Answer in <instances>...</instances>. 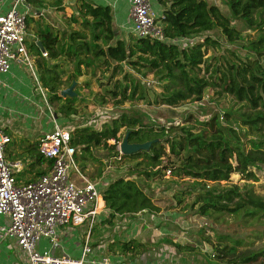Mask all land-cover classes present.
<instances>
[{
  "label": "trees",
  "instance_id": "1",
  "mask_svg": "<svg viewBox=\"0 0 264 264\" xmlns=\"http://www.w3.org/2000/svg\"><path fill=\"white\" fill-rule=\"evenodd\" d=\"M150 1L168 38L179 39L215 31L226 43L238 44L246 51L242 54L237 48H228L225 52L204 57L210 48L221 49L219 40L209 34L183 45L173 41L137 37L133 43L127 44L113 28L112 7L107 2L74 0L70 2L72 13L68 20L77 23L80 28L71 29L63 41L47 27L37 29L34 33L36 39L28 46V51L38 55V78L48 91V100L53 102L63 98L64 104L60 106V111L65 114L74 112L69 105L74 97L59 95L63 88L57 62L49 64L46 58L64 56L74 62L75 73L67 79L68 84L75 79V75L81 74V66L87 69L103 65L110 69L111 77L119 70L122 72L123 82L116 80L117 84L109 90L113 96L120 97L117 102L145 97L143 90L138 93L143 84L124 71L123 64L130 67L147 66L155 71L159 80H165L160 92L155 94L154 102L174 106L188 98L198 100L203 90L210 88L216 94L232 96L248 108L240 119L242 125L255 130L261 129L264 125V61L261 63L258 60L264 57V0H224L230 16L242 20L248 28L254 29V36L242 35L241 30L230 22V18L221 12L219 6L209 0ZM30 18H27L26 25ZM38 40L46 51V57L40 55L36 44ZM249 51H253L255 56L250 57ZM142 114L122 112L99 128L75 127L70 138V144L75 147V159L78 151L100 144L106 146V141L111 138L118 141V131L124 128L130 142L153 140L148 149L122 154L124 157L142 158L143 163L154 167L160 164L161 158L166 154L164 146L167 145L168 154L174 157L169 165L173 169V175L191 178V185L196 187L191 206L196 205L198 215L210 217L230 213L258 217L264 213V199L255 194L251 187H240L234 183L216 189L207 186V182L219 185L220 181H227L233 172L240 174L245 180H258L257 169L264 170V141L248 140L246 147L240 135L231 126L220 124L216 115L196 120L200 127L196 126L195 121L154 127L144 122L145 116ZM224 116L227 117L226 114ZM56 118L63 121L62 116ZM108 146L115 148V144ZM27 154L25 168L31 169L42 163L47 166L51 164L50 160L38 153L37 144H29ZM116 154L117 150L114 155ZM45 172L46 169L39 170L35 172V177L27 181L34 180ZM143 173L146 179L151 175L148 171ZM157 173L163 174L162 168L158 172H152L153 175ZM146 179L119 175L96 182V188L102 197L99 198L98 209L103 205L102 200L104 202L103 222L111 224L116 216L127 215L133 218L139 212L149 214L148 211H157L158 207L144 189L148 184ZM91 228L92 226L89 231ZM117 244L120 254L140 256L150 251L135 239L119 240ZM236 244H239L238 240H234L232 245L216 249L221 255L234 250ZM154 255L158 257L157 252ZM260 258L264 259V248L232 256L228 263L264 264L259 261Z\"/></svg>",
  "mask_w": 264,
  "mask_h": 264
},
{
  "label": "rangeland",
  "instance_id": "2",
  "mask_svg": "<svg viewBox=\"0 0 264 264\" xmlns=\"http://www.w3.org/2000/svg\"><path fill=\"white\" fill-rule=\"evenodd\" d=\"M27 1L32 7L38 8L42 12V14L28 19L25 41L27 49L36 39L34 33L37 29L47 27L53 33L56 32L60 40L63 41L71 29L80 28L77 23H71L68 20V17L72 13L70 2L74 0ZM209 1L219 6L221 12L230 18V22L241 30L242 35L249 34L254 36V29L248 28L242 20L230 16L224 0ZM120 5L112 9L113 15L120 8ZM117 24L118 22L115 23V18H113L112 25L119 37L127 44L133 43L135 37L128 31V24L125 25L124 21L121 25ZM208 34L219 40L221 49L210 48L204 57L225 52L228 48H237L242 54L246 51L238 44L230 45L226 43L221 35L215 31L202 32L199 35L192 36L191 40L201 39L202 35ZM179 45L183 44L179 43ZM28 52L33 68L38 75L39 71L36 69V58L38 55L32 54L30 51ZM248 54L250 57L255 56L253 51H249ZM259 59L261 63L264 61V57H260ZM46 60L49 64L57 62L62 88L68 87L71 83L68 84L67 79L71 74L75 73L74 62L64 56H58L55 59L46 58ZM122 69L131 74L133 79H137L143 84L142 88H139L138 91V93L141 90L144 91L145 97L143 99L117 102L120 100V97L113 96L109 90L114 84H117L118 81L116 80L123 82L122 72L117 70L114 73L115 75L111 77L109 76L110 69L103 65L87 69L81 66V74L75 75V79L73 80L75 82L72 87L74 95L71 97H74V99L72 102H69L74 112L69 114L61 112L60 106L64 104L63 98L50 102L48 100V91H45L46 102L50 111L56 116H62L63 118V121H60L58 118H56V121L71 130L80 126L99 128L101 124L106 121L109 122L111 118L122 112L128 114L140 112L145 116L144 122L146 124L158 127L170 124L182 125L186 121L192 123L195 121L196 123V120L201 121L211 115H216L220 124L231 126L240 135L246 147H248L246 143L248 140L264 141V125L259 130L242 125L240 119L247 113L248 108L234 100L232 96L225 93L216 94L212 89L205 88L201 98L198 100L188 98L179 101L174 106L158 104L154 102V96L160 92L161 84L165 81L164 79L159 80L155 71L150 70L147 66L130 67L123 64ZM26 70L25 77L30 83L34 106L36 102L40 104H37L35 109L36 112L39 110L36 122L40 125L41 130L49 131L53 128V123L46 109L47 105H45L46 103H44L30 71ZM34 106L32 107L33 110ZM40 107L41 109H39ZM95 111H101L103 115L96 121H94L93 116ZM220 115H222V118H220ZM196 126L200 127L198 123H196ZM124 131V128L119 129L117 143L114 139H108L106 146L100 144L90 146L88 150L78 151L76 157L77 165L82 174L97 183L101 182L105 177L114 178L119 175L133 176L136 179L143 180L146 179V176L142 172H151V175L146 179V183H148L147 188L144 189L151 196L152 201L154 203L157 202L158 210L148 211L149 214H144L147 216V221L143 223L138 219L141 224L135 226L131 224L130 220L128 221L129 217H126L120 223L113 222L111 227L105 228V231L103 230L99 234V236L105 234L104 237L100 236V241H98L99 252L109 255L120 254L121 251L117 242L119 240L135 239L143 240L142 243L150 250L148 253L157 252V259L161 264H229L228 259L232 256L264 248V213H261L258 217L230 213L214 214L210 217L198 215L195 211L196 205L191 206L196 193V187L191 185V178L174 176L173 169L168 177L158 173L152 174L153 171L158 172L159 169L163 168V165H171L170 161L174 159L173 156L168 154L166 144L164 146L166 154L161 158L160 164L157 167L147 166L143 163L142 158H128L122 155H114L117 144L121 142L126 133ZM27 140H31V143L36 145L38 143V136L29 134V138L24 137L20 138L17 142L12 141L8 147L15 153V156H27L25 151H20L18 154L17 149L20 143L27 142ZM113 144H115V148L111 149L108 145ZM48 167L46 163H42L40 166H34L31 169L27 167L22 172H15L14 176L18 183H22L35 177V172L42 169L47 170ZM159 172L161 173V170ZM68 173L70 179L76 181L74 171L70 169ZM156 176L158 177L156 178ZM257 176L258 180L256 181L245 180L240 174L233 172L227 181L222 180L219 182V185L215 182H207V186L213 189L230 183L237 184L240 187L248 186L252 188L255 194L264 199V170L257 169ZM159 216L162 217V221L159 219ZM234 240L239 241V244L235 245V249L219 255L220 253L216 248H220L223 245H232L234 244ZM4 244L6 243L0 241L1 248L5 246ZM211 253H214V255L211 256ZM137 256L123 254L121 258L125 262H134V258ZM259 261L264 262V259L260 258Z\"/></svg>",
  "mask_w": 264,
  "mask_h": 264
},
{
  "label": "built area",
  "instance_id": "3",
  "mask_svg": "<svg viewBox=\"0 0 264 264\" xmlns=\"http://www.w3.org/2000/svg\"><path fill=\"white\" fill-rule=\"evenodd\" d=\"M126 2L129 20L127 28L134 37L182 44L191 41L192 37L168 38L150 0ZM38 14L42 12L32 7L27 0H0V77L10 70L13 63L26 67L47 105L53 123V128L40 137L37 143L38 153L50 160L51 164L45 173L22 183L16 182L14 176L22 168V160L8 161L5 147L11 138L0 128V216L6 219L0 223V241H14L25 256V264H133L131 261H123L121 256H111L104 252H99L97 257L89 256L92 247L87 242L83 243L78 259L53 255L46 249L38 248L42 239L55 243L58 230L62 227L77 226L87 221L90 228L96 214L97 197L100 195L96 182L79 169L74 156L75 147L70 144L72 130L56 121V115L50 111L46 102V89L41 85L31 63L25 45L26 21L28 17ZM39 52L42 57L47 56L45 50ZM93 116L96 121L103 115L101 111H95ZM119 144L116 146L118 156L122 155ZM70 169L74 171L76 181L70 179ZM171 170L170 166L162 168L163 176L168 177Z\"/></svg>",
  "mask_w": 264,
  "mask_h": 264
},
{
  "label": "crops",
  "instance_id": "4",
  "mask_svg": "<svg viewBox=\"0 0 264 264\" xmlns=\"http://www.w3.org/2000/svg\"><path fill=\"white\" fill-rule=\"evenodd\" d=\"M90 1L94 3L102 1L107 2L112 7V9L121 4L120 8L115 11V15H113V18H115V23L118 22L119 25H121L123 21L125 22V25L129 24L127 16L128 4L127 2H125V0ZM118 10L119 12L117 13ZM26 71V67L13 63L11 64L10 70L7 73L2 74L0 77V128L10 136L11 142H17L20 138L24 137L29 138V134L38 136L39 139L46 132H48L41 130L40 125L36 122V118L39 115V110H37L38 112H36L35 109L36 105L39 103L36 102V105L34 106L30 83L25 77ZM33 106L34 110L32 109ZM39 109H41V107ZM29 144H31V140L20 143L17 146L18 154L20 151H25L26 154ZM8 145L9 143L5 147L6 158L8 159V161L21 159L22 168L19 171L22 172V170H24L25 166L27 165V156H15V153L10 150ZM99 196L102 199L101 195ZM152 202L154 203V201ZM102 203L103 205L98 210H95V221L93 222L92 228L90 229L91 231H89L87 222L77 226H65L58 230L55 243H50L48 240L42 239L38 243V248L40 250H45L46 248H48L46 250H48L53 255H62L67 256L71 259H78L81 255V248L83 246V243L87 242V244L92 247L89 256L95 255L97 257L99 254V246H97L99 243L98 241H100L99 239L101 237L105 236V234H102V236L100 235V237L99 234L101 231H105V228L111 227L112 224L103 222V219H105L103 200ZM156 203L154 204L158 206V204ZM126 217H129L128 221L130 220L131 224H133L134 226L141 224L139 220H141L143 223L147 221V216L144 215L143 212H139L133 215L134 218H130V216L127 215L116 216L113 219V222L120 223ZM159 219L161 220L162 217L159 216ZM5 221L6 219L3 216H0V223H4ZM137 241L142 242L143 240ZM5 243L6 244H4L5 246L3 248L0 247V264H25V256L23 255L22 251L15 245L14 241L10 240L6 241ZM126 255L131 254L127 253ZM111 256L118 257L123 256V254H116ZM133 264L161 263L155 257L154 253H148L135 257Z\"/></svg>",
  "mask_w": 264,
  "mask_h": 264
},
{
  "label": "water",
  "instance_id": "5",
  "mask_svg": "<svg viewBox=\"0 0 264 264\" xmlns=\"http://www.w3.org/2000/svg\"><path fill=\"white\" fill-rule=\"evenodd\" d=\"M36 44H37V46H39L40 51L44 50L43 46L41 45L39 40L36 42ZM74 83L75 82L72 81L68 87L61 89L59 92V95L60 96H65V95L72 96V95H74V92L72 90ZM127 135H128V132L125 133V135L123 136V138L119 144V149H120L121 154H131V153L136 152L138 150L148 149L149 145L153 141V140H146L143 142H130V141H128Z\"/></svg>",
  "mask_w": 264,
  "mask_h": 264
},
{
  "label": "bare ground",
  "instance_id": "6",
  "mask_svg": "<svg viewBox=\"0 0 264 264\" xmlns=\"http://www.w3.org/2000/svg\"><path fill=\"white\" fill-rule=\"evenodd\" d=\"M99 198H100V196L97 197V203H96V206H95V210H98V201H99Z\"/></svg>",
  "mask_w": 264,
  "mask_h": 264
}]
</instances>
